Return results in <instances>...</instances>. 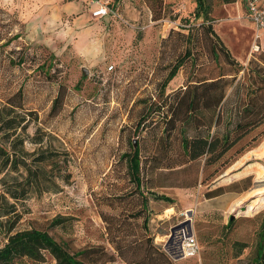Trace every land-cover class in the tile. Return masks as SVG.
Returning a JSON list of instances; mask_svg holds the SVG:
<instances>
[{
	"label": "rangeland",
	"instance_id": "1",
	"mask_svg": "<svg viewBox=\"0 0 264 264\" xmlns=\"http://www.w3.org/2000/svg\"><path fill=\"white\" fill-rule=\"evenodd\" d=\"M89 1L0 0V103L21 88L24 106L36 111L39 118L29 133H36L37 126L45 130L44 142L65 153L70 172L69 182H60L58 192L35 195L27 202L29 212L15 230L45 229L57 240H67L74 250L102 247L113 254L108 231L115 224H109L125 218L131 232L128 238H133L142 234L147 217V235L154 246L166 252L168 264H253L264 195L253 208L244 203L225 212L207 210L204 202V221L201 214L193 217V210L201 206L208 188L231 176L224 174L235 164L255 175V188L264 194V125L240 144L259 135L258 141L237 155L238 146L230 150V163L213 176L207 174L215 167L204 172V157L198 159V181L186 186L183 182L190 181L197 170L192 167L184 172L185 165L176 163L180 150L175 139L157 144L152 135L161 127L154 125L157 113L149 114L148 120L153 122L143 126L138 122L146 104L154 105L190 79L204 76V63H213V39L204 32L207 24L232 57L244 65L264 52V33L257 39L241 0H202L201 9L209 7L207 19L202 11L193 15L196 0H100L111 7L101 18L91 15ZM196 29L201 37L194 46L201 48L196 67L187 60L162 89L167 66L191 48ZM16 33L19 37L15 39ZM43 60L53 76L40 71L38 62ZM227 61L220 52L219 62ZM82 67L87 68L86 74ZM60 90L65 92L62 105L51 115ZM133 138L140 145L142 166L146 163L141 174L142 190L148 195L145 210L135 218L126 216L143 207L124 155L131 151ZM168 159L172 168H154ZM150 190L170 196L173 203L152 199ZM226 203L219 201V208ZM168 207L174 209L173 214L165 215ZM184 212L200 250L192 257L175 258L171 246L172 254L165 244L171 227L184 220ZM230 218H234L232 223H228ZM234 240L247 243L237 257ZM4 242L0 235V246ZM99 259L105 264H126L117 255L114 261H107V256ZM22 264L56 262L46 253L40 261L23 260Z\"/></svg>",
	"mask_w": 264,
	"mask_h": 264
},
{
	"label": "trees",
	"instance_id": "2",
	"mask_svg": "<svg viewBox=\"0 0 264 264\" xmlns=\"http://www.w3.org/2000/svg\"><path fill=\"white\" fill-rule=\"evenodd\" d=\"M234 1L236 0H222L224 3ZM201 7L202 0H196L193 15L198 16L202 11L204 19H207L209 7L204 5L203 10ZM197 31L198 29L192 37L191 48H186L182 55L179 53L180 56L173 64L167 66L168 71L161 83L162 89L166 88L187 60L196 67V55L201 49L195 48V44L201 39ZM204 32L213 39L210 48L213 63H204V76L190 79L154 105L146 104V111L138 122L142 126L153 122L154 120H148L149 114L157 113L154 125L161 124V127L158 132L152 133L157 144H167L175 139L180 150L176 163L185 165L184 172L193 169L192 167L197 170L190 181L183 182L186 186H193L198 181V159L204 157V172L215 167L213 172L207 174L208 177L213 176L230 163L233 158V155L227 156L230 150L238 146L235 150L237 155L254 145L259 135L253 136L244 144L240 143L253 130L264 125V52L256 54L244 65L232 57L210 24L206 25ZM18 37L16 33L13 38ZM220 52L227 57L226 63L219 62ZM38 67L45 76L54 75V72L45 67L44 60L38 62ZM64 96V91H58L49 112L51 115L58 112ZM38 119L36 111L24 106L21 88L6 96L0 103V235L5 237V242L0 246V264H22L23 260L40 261L46 253L56 264H105L104 261L98 262L99 258L107 256V261H114L116 255L126 264H168L170 260L166 252L154 246L151 237L147 235V217L143 220L144 231L133 238H128L131 232L125 218L109 224H115L108 231L113 254L107 253L102 247L74 250L67 240L59 241L45 229L15 230L22 216L29 212L27 202L33 196L58 192L60 182H69L70 172L65 153L44 142L43 135L48 134L40 126L36 127V133L30 134L28 131ZM137 143V139L133 138L131 151L124 154L128 158V172L136 185L143 207L126 216L134 218L142 215L141 211L145 210L148 199L147 193L142 190L144 179L141 174L146 163L142 166L140 145ZM31 144L36 147L31 149ZM173 166L168 159L164 164H155L154 168L170 169ZM233 185L235 183L224 189ZM222 191L223 187H218L206 191L204 195L216 196ZM149 195L154 200L173 203V199L165 194L150 190ZM221 200H225L224 197H216L212 203L215 207H221L218 205ZM233 221L234 218H230L228 223ZM232 245L236 248L234 255L237 257L247 243L234 240ZM255 248L256 255L252 263L264 264V214L257 231Z\"/></svg>",
	"mask_w": 264,
	"mask_h": 264
},
{
	"label": "crops",
	"instance_id": "3",
	"mask_svg": "<svg viewBox=\"0 0 264 264\" xmlns=\"http://www.w3.org/2000/svg\"><path fill=\"white\" fill-rule=\"evenodd\" d=\"M247 169L248 168H244L242 164H235L230 167L226 174H224L231 175L229 178L218 182L216 186L206 190L209 191L218 187H223V191L220 194L211 197L208 195L204 196L203 194L202 199L200 200L201 206H198L193 210V217L201 214L202 218L200 219L204 221V202H206L207 210L211 211V209H219L224 212L244 203H247L248 207L252 208L258 205L259 199H261V196L264 194H262L261 190L258 191V189L255 188L257 178ZM234 183L235 185L224 189V187ZM221 196L226 200V205L222 208L214 207V205H212V200L216 197L220 198ZM173 211L174 209H172V207H168L165 215L173 214Z\"/></svg>",
	"mask_w": 264,
	"mask_h": 264
},
{
	"label": "built area",
	"instance_id": "4",
	"mask_svg": "<svg viewBox=\"0 0 264 264\" xmlns=\"http://www.w3.org/2000/svg\"><path fill=\"white\" fill-rule=\"evenodd\" d=\"M241 2H243L245 15L251 20L258 39L264 33V0H241ZM89 3L92 4L91 15L95 18L104 17L111 12V7L108 2L90 0ZM255 47L258 48L257 45ZM184 215L185 218L181 222L189 221V219H186L185 212ZM169 245L172 248V253L180 255V257L195 256L200 250L197 237L190 229V222L189 226L185 224L175 231Z\"/></svg>",
	"mask_w": 264,
	"mask_h": 264
},
{
	"label": "water",
	"instance_id": "5",
	"mask_svg": "<svg viewBox=\"0 0 264 264\" xmlns=\"http://www.w3.org/2000/svg\"><path fill=\"white\" fill-rule=\"evenodd\" d=\"M82 71H83L84 74H86L88 70H87V68L82 67ZM189 215H191L190 212H189ZM185 224H187V225L189 226V221L187 220V221H185V222H180V223L175 224L174 226L171 227V229H170V234H169V236H168V240L166 241V244H165V249L168 250V252H169L170 254H172V253L170 252L169 243H170V241L172 240V238H173V236H174V234H175V231H176L177 229L181 228V227H182L183 225H185ZM174 257H175V258H178V257H180V255H176V256H174Z\"/></svg>",
	"mask_w": 264,
	"mask_h": 264
}]
</instances>
